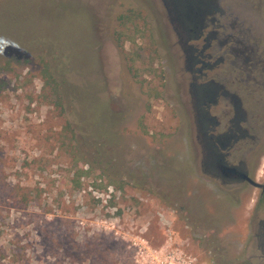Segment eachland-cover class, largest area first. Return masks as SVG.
Masks as SVG:
<instances>
[{"label":"rangeland","instance_id":"rangeland-1","mask_svg":"<svg viewBox=\"0 0 264 264\" xmlns=\"http://www.w3.org/2000/svg\"><path fill=\"white\" fill-rule=\"evenodd\" d=\"M219 7L218 35L192 43L210 66L198 82L235 97L211 109L218 130L246 109L256 141L230 162L263 183L264 76L245 80L232 51L264 42V0ZM45 65L68 69L74 112ZM193 81L165 0H0V264H264L261 190L203 174Z\"/></svg>","mask_w":264,"mask_h":264},{"label":"flooded vegetation","instance_id":"flooded-vegetation-1","mask_svg":"<svg viewBox=\"0 0 264 264\" xmlns=\"http://www.w3.org/2000/svg\"><path fill=\"white\" fill-rule=\"evenodd\" d=\"M165 2L171 19L176 25L177 35L187 53L189 69L194 78L191 88L197 113L198 129L196 133L202 145L201 168L203 174L216 182L217 191L231 186H243L246 183L251 185L244 176L255 181L256 178L251 176L247 161L243 159L238 164L230 162L233 151L242 141L247 142L252 139L256 141V137L249 135L248 129L240 126L242 120L248 122L247 114L241 103L234 100L228 128L224 131L218 130L220 124L216 115L211 114V109L218 106L220 98L234 99L235 97L227 93L221 84L198 82L199 79H204L205 69H209L210 66L206 63L204 49L198 51L192 43L201 40L209 42L218 35L216 30L209 31L208 34H205V31L211 26L218 25L219 18L217 16L221 13L219 0H165ZM223 112L224 115L230 114V112ZM251 152L252 150L248 151V153ZM260 184L264 185V182ZM256 189L261 190V194L257 198V205L264 204V188ZM257 236L264 249V220L259 223Z\"/></svg>","mask_w":264,"mask_h":264},{"label":"trees","instance_id":"trees-1","mask_svg":"<svg viewBox=\"0 0 264 264\" xmlns=\"http://www.w3.org/2000/svg\"><path fill=\"white\" fill-rule=\"evenodd\" d=\"M125 19L127 22H132V17H123L122 20ZM124 21V20H123ZM43 32V31H42ZM45 33V32H43ZM117 35L116 42L119 47L124 50L126 43H133L135 44L134 39H129L130 37H126L124 33L117 31L114 33ZM124 37V40L121 38ZM124 52V51H123ZM234 52V67L237 71H244L246 76H243L245 80H249L250 82L257 83L259 82V76H264V42H256V41H245L242 39H237L233 44V51ZM56 69V70H55ZM55 74H54V72ZM68 69H57L50 66L45 65L42 69V77L43 80L46 82L48 86L53 88V94H55L59 100H63L66 103H57L56 106L60 107L64 112L65 110H70V113L74 112V107L67 104L66 94L67 91L66 83H65V75L67 74ZM247 72V73H246ZM256 74V76H255ZM258 74V76H257ZM63 83V85H62ZM65 84V85H64ZM57 98V100H58ZM243 107V106H242ZM244 109V108H243ZM245 113L247 114L246 109H244ZM103 120V119H102ZM247 120H249L247 116ZM248 122L246 120H242L240 122V126L245 128V125ZM86 174L82 169L77 175L76 178V185L80 186V179L81 177Z\"/></svg>","mask_w":264,"mask_h":264},{"label":"water","instance_id":"water-1","mask_svg":"<svg viewBox=\"0 0 264 264\" xmlns=\"http://www.w3.org/2000/svg\"><path fill=\"white\" fill-rule=\"evenodd\" d=\"M244 178L254 187L256 188H264L263 184H260L258 182H256L255 180H253L252 178L248 177V176H244Z\"/></svg>","mask_w":264,"mask_h":264}]
</instances>
